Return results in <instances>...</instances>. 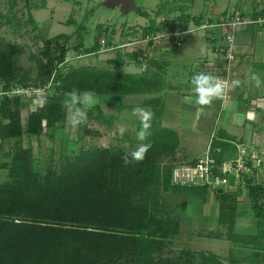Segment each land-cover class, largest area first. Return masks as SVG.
<instances>
[{
  "label": "trees",
  "instance_id": "trees-1",
  "mask_svg": "<svg viewBox=\"0 0 264 264\" xmlns=\"http://www.w3.org/2000/svg\"><path fill=\"white\" fill-rule=\"evenodd\" d=\"M190 19L187 16L182 24L184 30L188 29ZM164 23L171 30L176 29L174 21ZM97 28L102 30L103 26ZM153 28L151 25L144 32H153ZM81 29L86 28L79 27L77 44L72 49L68 47L72 36L61 34L48 41L57 45L63 42L59 55L45 48L42 56L33 57L38 65V77L33 82L28 73H21L15 61L22 54V47L0 36V82L4 93L0 95V142L15 141L12 153L7 154L10 164L0 163V170L6 169L8 177L6 182H0V264H264V184L254 180H247L237 192L249 200L257 226L254 233H237V221L242 215L237 195L217 191V197L218 221L227 226L228 239L235 246L252 245L255 259L224 263L218 255L202 252L200 262L196 263L193 250H183L175 259L158 256L179 232V223L161 201L162 192L183 190L202 198L204 204L209 192L206 187L173 185L174 162L163 164L162 160L175 161L180 138L176 131L163 126L161 97L143 103L154 115L150 135L144 140L152 147L142 161L125 163L126 150L98 147L82 149L58 170L49 167L43 175L36 171L32 147H24L22 139L24 135L39 137L44 133L55 138L57 130L67 123L72 89L110 95L118 111H122L128 108L123 96L159 93L164 87L166 63L148 60L144 72L128 73L122 68L121 54L112 61L116 69L69 64L64 73L68 52L86 55L100 48L99 45L86 48ZM55 59L62 66L56 65L52 93L30 113L25 127L22 119L25 99L5 93L16 86L47 85L54 74L51 67ZM93 112L94 107H88L87 120ZM77 126L81 137L100 136L85 122ZM228 150V144L214 141L210 155L222 164L227 160Z\"/></svg>",
  "mask_w": 264,
  "mask_h": 264
},
{
  "label": "rangeland",
  "instance_id": "rangeland-1",
  "mask_svg": "<svg viewBox=\"0 0 264 264\" xmlns=\"http://www.w3.org/2000/svg\"><path fill=\"white\" fill-rule=\"evenodd\" d=\"M112 1L115 0H104V2H107L106 5ZM218 1L225 5L228 1L232 2L233 0ZM100 2L102 1L15 0L13 2V0H0V36L8 42L18 44L22 47V54L18 55L15 60L16 64L21 68V73H28L29 78L32 80L31 82L36 80L38 77V65L33 57L42 56L45 48H49L52 53L59 55L60 50L63 48V42L60 41L57 45L55 43L48 44V41L61 34L72 36L68 46L72 49L77 44L78 29L81 25L86 28L85 30L81 29L82 32L80 33L84 35L86 48L90 49L95 45L100 46L103 39H106L107 42H110L111 45L117 48L106 53H89L83 57L80 54L77 55L74 51L68 52L66 57L70 61L64 64L65 67L62 70L64 73L69 70L70 66H95L104 69H116L112 61L120 54L123 56L124 61L122 65L123 70L126 72H134L137 65L134 63L133 67L129 68L128 57L131 51L136 50L137 47L130 48L123 47V45L140 37L144 29L143 26L138 25L140 23V17L136 13L137 11L135 12L133 9L128 10L123 15V12L118 8L111 9L105 4L100 5ZM144 2L142 0H133L129 6L131 7L133 4L134 6L140 7H153L152 4L148 5L146 1ZM195 3L196 6L203 8V10L208 7V5H205L206 0H196ZM247 7L248 5H246L245 10ZM237 11L240 10L232 12L234 14ZM92 12H94V15ZM155 12L154 14H157V17L155 16L156 18L163 16ZM190 12L192 13V11ZM106 20L107 30L97 29L98 23H104ZM162 21L166 22L165 20ZM128 24L134 25L128 26ZM217 33L220 35L219 30ZM205 34V31L199 32V36ZM236 34H242L240 25L236 27ZM193 39V35L188 34L183 46L172 47L170 53L179 54L182 58L181 54L184 51H188L191 57L184 60L186 61L185 65L180 62H172L170 64L166 82L167 90H169L170 85H174L180 87V92L188 91L189 87L187 85L184 86V84L188 80L190 71L198 69V67L200 68L202 61L205 60L203 56L208 53L206 47V43L208 45L207 40L202 38L203 43H198ZM126 49L131 50L130 53ZM199 53L201 54V59H194V56ZM57 64L60 65V62L55 59L51 67L53 72H55ZM69 64L70 66H68ZM2 87L3 83L0 82V92L2 91ZM166 88L164 84L162 91ZM164 91L162 93L147 95H125L123 96V101L129 107L124 108L122 111H118L115 100L110 95L92 93L95 102L92 104H82L83 107L81 108L86 112L84 122L87 123L90 129L98 131L100 136L81 137L78 132V126L71 123V109L69 106L67 123L63 129L59 128L57 130L55 138H51L47 133L39 137L24 135L22 139L23 146L26 148L32 147L34 166L36 171L41 175L45 174L49 167H54L58 170L67 160H73L75 155L82 149L93 150L98 147H119L129 153L138 143H144V141H139L136 136L137 123L140 120L137 116L133 115L132 109L136 106L145 107L143 103L146 100L161 97L163 104L166 102V106H168L166 109L164 108L163 117L166 122L173 121L172 124L166 123L165 126L176 129L181 137V145L177 158H175V161L169 158L164 159L162 160L163 164L174 162V165L177 166L186 162L183 160L184 157L188 158L187 161L198 156L205 158L207 155L206 152L210 151V133H207L208 131L205 127H195V120L193 119L191 122L188 116L189 114H187L188 112L185 113L184 110H181V107L179 109L175 108L174 110L169 105L173 101L170 98L167 100L168 92ZM39 97L40 99L38 98L36 101H41V99L44 101L46 95L43 93ZM26 101L29 100L26 98ZM26 101L22 108V119L25 127L30 113L41 104L35 101ZM131 105L134 107H130ZM96 106H99V108H96ZM88 107H94V112L92 118L87 120ZM100 112L103 114L100 115ZM112 119L114 120L112 121ZM111 121L112 123L108 124ZM204 124V122L199 123L200 126H204ZM177 125L180 128H177ZM14 146L15 141L0 142V163L10 164L11 159L7 157V154L12 153ZM7 180V170H0V182H6ZM217 194L213 190H209L207 193L208 202L206 204L209 205L208 207L212 211L210 215L205 214L204 216L203 213L208 208L204 207L206 204L202 202V198L193 197L183 190L178 192H162L161 201L167 208L168 214L172 219L179 223V232L172 239L171 245H168L163 250V253L158 255L159 257L175 259L183 250H193L196 252V263L200 262L202 252L205 254L214 253L219 255L221 261L224 263L232 260L247 262L255 259L252 245H237L239 247L242 246L243 249L238 252L234 249L233 242L228 239L229 231L227 226L221 225L218 221L220 205ZM239 200L238 209L242 215L237 221V232H241V234L254 233L257 226L249 202Z\"/></svg>",
  "mask_w": 264,
  "mask_h": 264
},
{
  "label": "crops",
  "instance_id": "crops-1",
  "mask_svg": "<svg viewBox=\"0 0 264 264\" xmlns=\"http://www.w3.org/2000/svg\"><path fill=\"white\" fill-rule=\"evenodd\" d=\"M91 1L95 2V0ZM101 1L100 5H106L107 2H104V0ZM142 1H146L148 5L152 4L154 8L152 6H134L133 4L130 7L129 5L133 0H115L106 6L111 9L118 8L123 12V15H125L130 9H133L135 12L137 11L136 13L140 17V23L138 25L143 26V30L154 25L153 32H162L171 29L168 25H165L162 20L170 23L174 21L177 24L176 29L182 28V24L185 23L186 17L191 16L188 28L195 29L190 34L193 35V40L198 43H203V39L207 40L208 45L206 43V47L208 53L207 55H202L205 60L202 61L200 68L198 67V69L190 71L188 80L184 84V86L187 85L189 87V90L186 92H180V87L174 85H170V88H168L169 90H167L166 82L170 64L172 62H180L185 65L186 61L184 60L191 57L188 51H184V53L181 54V58L179 54L170 53L172 48L151 46L150 55L144 57L141 53L126 49L129 50L128 53L131 51L130 56L128 57V67L132 68L134 63L137 65L134 72L128 73L144 72L148 68V60H156L160 63H166L167 66L163 72L166 89L163 91L168 92L167 100L170 98V100L173 101L169 105L174 110L175 108L179 109L181 107V110H184L185 113L188 112L187 114H189L188 116L190 117L191 122L193 119L196 122L194 125L195 127H205L208 131L207 133H210L211 135L209 149L214 141L229 145V150L225 153V156L227 157L225 162L232 160L235 157L234 155L237 156V144H255L258 147L264 148V84L257 87L255 81L252 79L253 74H256L264 80V24L258 22L259 19L264 17V0H233L232 2L228 1L225 5L218 0H206L205 5H208V7L204 10L195 5L196 0ZM246 5H248V7L245 10ZM235 10L242 11L244 17L248 19L250 23L240 25L242 34L235 35L236 60L232 63V69L230 72L231 98L225 104H221L219 101L213 99L209 105H199L195 101V93L192 91V86L190 84L191 76L196 72H206L210 74L214 69L220 66V60L217 57L215 50L222 44L226 33V28L222 26V24L230 21ZM154 11L158 12V15L160 14L163 16L156 18L157 14H154ZM190 11H192V13ZM92 14L94 15V12H92ZM196 20L198 22H196ZM106 23L107 20L104 21V23H98V25H102L103 29H106L108 28ZM206 23L213 26L206 29H197V27ZM130 25L133 26L134 24H128V26ZM218 30L220 31V35L217 33ZM203 31H205L206 34L199 36V32ZM200 53L194 56V59H201ZM235 80H239L240 83L238 85L233 84V81ZM130 107L134 106L131 105ZM167 107L166 102H164V108L166 109ZM249 113L252 115L249 116ZM172 122H166L163 117L162 123L164 127H168L165 126L166 123L172 124ZM201 122L208 124L200 126L199 123ZM177 128L180 127L177 125ZM173 130L178 133L176 129ZM178 135L179 138H181L179 133ZM180 145L181 139L175 158H177V154H179L178 151ZM206 153L208 154L210 151H207ZM201 158L202 157L198 156L187 161L188 158L184 157L183 160L186 161L184 164H190ZM238 189L239 186H234L229 190L227 189L226 193L237 195L238 199H240L239 201L243 200L244 202H249L248 199H242L241 196H239L237 193ZM208 206L209 205L207 204L204 206L208 208V210L203 213L204 216L205 214L210 215L212 211ZM233 247L238 252L243 250L242 246L239 247L234 245Z\"/></svg>",
  "mask_w": 264,
  "mask_h": 264
},
{
  "label": "built area",
  "instance_id": "built-area-1",
  "mask_svg": "<svg viewBox=\"0 0 264 264\" xmlns=\"http://www.w3.org/2000/svg\"><path fill=\"white\" fill-rule=\"evenodd\" d=\"M260 24H264V17L259 19ZM250 23L242 13V11L235 12L230 21L222 24L226 28V33L223 38V42L219 45L215 52L220 60V66L214 69L210 75L216 80L221 82L224 86V94L220 97L214 98L221 104H225L231 98L230 89V72L232 69V63L236 60L235 53V30L236 27L241 24ZM207 23L197 27V29H206L212 27ZM195 29V28H194ZM194 29L188 28L184 30L177 28L175 30H165L157 32L142 33L138 39H133L123 47H137L134 51H140L144 57L150 55V47H163L172 48L183 46L187 35L194 31ZM117 47L111 45L106 39H103L100 44V48L96 53H106L115 50ZM95 53V54H96ZM85 54H80L83 57ZM68 57L65 59V63H69ZM55 69L54 74L50 82L44 87H21L16 86L12 91L6 92L11 97L21 96L29 101H35L43 104V100L40 99V94L47 96L51 94V87L53 86V79L57 72ZM4 93L0 92V95ZM28 101V102H29ZM38 105V104H37ZM237 156L236 158L219 164L210 153L205 158L198 159L194 163L183 164L175 166L172 173V183L178 187H206L213 191H225L234 186L245 187L247 180H254V183L264 184V148L258 147L255 144H237ZM245 196V195H244Z\"/></svg>",
  "mask_w": 264,
  "mask_h": 264
},
{
  "label": "clouds",
  "instance_id": "clouds-1",
  "mask_svg": "<svg viewBox=\"0 0 264 264\" xmlns=\"http://www.w3.org/2000/svg\"><path fill=\"white\" fill-rule=\"evenodd\" d=\"M252 79L255 81L257 87L264 84V80L256 74H253ZM239 83V80L233 81V84L238 85ZM190 84L192 86V91L195 93V101L199 105H209L214 98L220 97L224 94L223 84L206 72L194 73L191 76ZM69 95L71 123L73 125H79L85 121L86 112L78 105L92 104L95 102V98L91 92H81L79 89L75 88L71 90ZM132 112L133 115L137 116L140 120V128L137 130L136 136L139 141H144L148 135H150L149 129L154 114L150 109L142 106L134 107ZM248 115L251 116L252 114L249 113ZM151 147L152 145L150 142L138 143L134 149L124 155V162L130 163L132 161H142Z\"/></svg>",
  "mask_w": 264,
  "mask_h": 264
},
{
  "label": "water",
  "instance_id": "water-1",
  "mask_svg": "<svg viewBox=\"0 0 264 264\" xmlns=\"http://www.w3.org/2000/svg\"><path fill=\"white\" fill-rule=\"evenodd\" d=\"M218 192H219V194H222V193H223V191H222V190H219Z\"/></svg>",
  "mask_w": 264,
  "mask_h": 264
}]
</instances>
